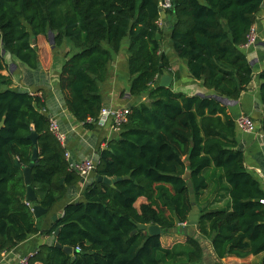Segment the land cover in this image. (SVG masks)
<instances>
[{"label": "trees", "instance_id": "1", "mask_svg": "<svg viewBox=\"0 0 264 264\" xmlns=\"http://www.w3.org/2000/svg\"><path fill=\"white\" fill-rule=\"evenodd\" d=\"M171 1L166 19L177 58L203 87L237 100L253 80V68L241 47L249 40L264 0ZM159 2L0 0V71L5 65L3 51L36 69L38 53L32 40L51 31L56 47H68L58 75L64 105L85 129H110L109 123H98L103 109L100 85L125 41L128 94L148 99L130 104L117 137L97 150L94 179L84 184L82 199L66 203L49 229L40 230L31 203L26 204L22 174L33 148L37 160L30 173L31 186L36 202L47 212L81 178L68 168L63 147L49 131L42 98L16 90L10 76L0 74V253L31 235H53L58 228L55 242L71 247L73 254L44 244L27 264H203L198 238L187 236L166 247L161 234L133 233L137 224H156L162 234L182 227L192 210L188 181L199 208L196 231L211 242L217 259L264 252V204L260 203L264 190L245 167L236 140V118L217 98L187 95L157 84L169 68L161 50ZM258 79L264 136V68ZM31 131L36 144L28 138ZM186 172L188 179L183 178ZM96 176L120 179L112 186L97 182ZM222 181L229 196L227 207L202 206L200 195L211 186L217 192ZM140 197L146 202L137 208Z\"/></svg>", "mask_w": 264, "mask_h": 264}, {"label": "crops", "instance_id": "2", "mask_svg": "<svg viewBox=\"0 0 264 264\" xmlns=\"http://www.w3.org/2000/svg\"><path fill=\"white\" fill-rule=\"evenodd\" d=\"M167 26L169 27L170 25L167 24ZM253 27L255 28V36L241 47L253 68V80L249 88L237 100L220 97L215 91L203 87L201 81L189 76L186 64L177 58L169 43V29L167 32L166 28H161L163 31L161 50L169 62V68L164 69L163 74L171 78L170 86L175 92L180 91L187 95L196 94L217 98L223 105L227 106L229 113L234 119L243 114L249 116L254 122L255 133H247L236 128V140L238 147L243 151L244 164L247 171L260 182L264 190V136L260 127L263 107L259 98L260 83L258 79L259 72L264 68V4L256 15ZM35 45L38 53L36 69H29L23 63L13 59L8 53L2 52L5 65L0 74L10 76L12 87L16 90L37 93L42 98L46 107L45 114L49 119H55L66 133L65 151L70 152L72 159L91 158L97 163V150L104 148L108 140L117 137L118 131L100 126L87 130L74 119L64 105L58 86L59 69L68 47L65 45L56 47L53 43L51 31H48L47 36H37ZM127 47L128 42L125 41L119 52L111 59L107 79L100 85L103 108L117 109L148 100L146 95L138 98L128 94ZM157 84H160V76L157 79ZM2 88L3 85H0V89ZM211 171L213 170L211 169L207 172L210 173ZM93 179L94 173H91L85 183ZM83 186L84 184L80 179L79 183L68 188L67 196L61 202L46 214L35 218L40 230L49 229L52 216L55 214L57 216L61 215L66 203L82 199ZM225 186L226 184L222 181L221 188L217 192H215V187L211 186L200 195L198 202L208 209L227 207L229 196L227 191H224ZM144 202H146V199L140 197L135 202V207L138 208ZM192 230L203 248V264H264V252L244 258L227 256L219 260L213 252L211 242L202 238L195 227H192ZM54 233L53 235H55ZM53 235H43L42 233L31 235L10 251L0 253V264H17L20 257L34 254L40 245L55 244V236ZM185 238L186 236L177 233H161L160 235L161 243L166 247H170L175 242L184 241Z\"/></svg>", "mask_w": 264, "mask_h": 264}, {"label": "built area", "instance_id": "3", "mask_svg": "<svg viewBox=\"0 0 264 264\" xmlns=\"http://www.w3.org/2000/svg\"><path fill=\"white\" fill-rule=\"evenodd\" d=\"M263 4L264 3H262V5ZM171 7H172L171 0H160L159 2L160 17L158 19V26L160 28H166V30L169 29L170 26L169 27L167 26V24L169 23L166 19L167 18L166 12ZM254 36H255V28L253 27L250 30L248 42L252 40ZM128 113H129L128 107H122V108H117V109L103 108L101 110L98 123L101 126L109 123L111 130L118 131L119 127L126 121ZM236 124L239 129L247 133H255L254 122L247 115H243V114L239 115L236 118ZM49 131L56 137L61 147H63L64 156H65L66 161L68 162V168L71 171L76 172L79 175V177L83 180L82 183L85 184V181L95 169L96 163L91 158H84V159H77V160L71 158L70 152L65 151L66 133L60 127L58 122L53 118L49 119ZM260 203L264 204V198L260 199ZM26 204L29 205V202H27ZM29 256L20 257L18 259L17 264H27Z\"/></svg>", "mask_w": 264, "mask_h": 264}, {"label": "water", "instance_id": "4", "mask_svg": "<svg viewBox=\"0 0 264 264\" xmlns=\"http://www.w3.org/2000/svg\"><path fill=\"white\" fill-rule=\"evenodd\" d=\"M170 17V16H168ZM156 39H160V35L159 33L156 34ZM34 41H32V45H34ZM4 52V51H3ZM7 53V52H5ZM15 59V58H13ZM16 61H18L17 59H15ZM170 81L171 78L168 75L162 74L160 76V86H164V87H169L170 86ZM3 122L0 123V126L2 125ZM28 138L31 140V142L33 144H36V134L34 131H31V133L29 134ZM37 160V148L34 147L33 151H32V156H31V161L27 166L22 167V174H23V179H24V183L26 185V189H25V199L27 202L31 203V210L32 213L34 215L35 218H39L42 215L46 214L47 209L41 207L37 202H36V195L35 192L31 186V177H30V173H31V169L35 164V161ZM15 165L16 166H21L20 163L15 160ZM190 177V173L186 172V174L183 176L184 179H188ZM120 178H113L110 179L108 177H103V176H96V181L97 182H101L104 184H111L112 186H114V184L116 183V181H118ZM123 179H128V176H124ZM81 182H83V180L81 179ZM60 183H62V180H60ZM187 186L189 188V193H190V203L192 204V210L190 211V215L188 217L187 222L185 223L184 226L182 227H175L172 229H169L168 232L169 233H177V234H182L184 236H192L194 238H198L196 237V235L194 234V231L192 230V227H195L197 224V220L199 217V208L196 204V200H195V196H194V191H193V187H192V183L190 181L187 182ZM57 218V215H53L52 216V221H55ZM137 230H141V231H145L147 232L149 235H156L159 236L161 234V228L156 225V224H151V225H144V224H137L136 225V229L133 230V233H135ZM58 231L59 229L57 228L55 230V235H58ZM55 247L58 248H62L63 251L67 252L68 254H73L74 250L71 247L68 246H61L58 242H55L54 244Z\"/></svg>", "mask_w": 264, "mask_h": 264}, {"label": "rangeland", "instance_id": "5", "mask_svg": "<svg viewBox=\"0 0 264 264\" xmlns=\"http://www.w3.org/2000/svg\"><path fill=\"white\" fill-rule=\"evenodd\" d=\"M166 31H167V30H166ZM32 41L36 42V40H32ZM34 45H35V43H34ZM162 45H163V43H162Z\"/></svg>", "mask_w": 264, "mask_h": 264}]
</instances>
